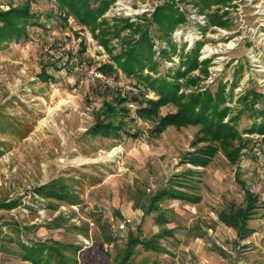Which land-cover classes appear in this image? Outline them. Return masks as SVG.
Listing matches in <instances>:
<instances>
[{"label": "rangeland", "instance_id": "rangeland-1", "mask_svg": "<svg viewBox=\"0 0 264 264\" xmlns=\"http://www.w3.org/2000/svg\"><path fill=\"white\" fill-rule=\"evenodd\" d=\"M26 1L37 16L29 36L0 46V264H30L22 260L19 243L54 242L77 249L65 253L75 264H119L131 235L165 236L157 252L137 247L132 264H264V138L247 134L262 118L241 111L237 102L256 93L255 109L264 113V0H223L206 17L199 0H116L99 20L104 28L96 31L72 18L64 21L54 0H0V11ZM164 5L184 17L171 35L179 51L171 58L162 53L169 44L159 39L162 32L153 21ZM214 14L223 26H211ZM122 19L149 29L158 77L185 71L182 50L196 51L208 63L187 76L197 86L179 80L186 85L181 92L215 91L223 82L229 93L239 79L225 119L237 118L245 141L235 164L217 145L214 156H205L213 146L201 140L200 127H171L155 137L154 125L136 118L137 104L126 103L130 112L122 113L118 95L143 91L112 61L126 47V36L140 38L129 30L113 38ZM105 65L113 70L103 73ZM142 94L157 99L149 90ZM108 107L126 115L122 120L137 138L93 135ZM176 111L168 106L161 115ZM197 157L209 159L207 165L194 166ZM239 181L259 199L248 223L251 235L244 239L219 219L244 207ZM60 182L71 189V203L47 197L48 186ZM10 203L17 207L1 208ZM127 219L131 226L119 231Z\"/></svg>", "mask_w": 264, "mask_h": 264}, {"label": "trees", "instance_id": "trees-1", "mask_svg": "<svg viewBox=\"0 0 264 264\" xmlns=\"http://www.w3.org/2000/svg\"><path fill=\"white\" fill-rule=\"evenodd\" d=\"M116 0H54L55 8L60 18L67 22L70 18L74 19L79 25L93 26V31L105 26V21L99 23L110 5ZM223 0H199L198 5L201 7L200 14L206 17L207 11L211 10L213 6L223 5ZM52 18V17H50ZM37 16L31 11L30 1H26L22 6L10 7L8 11H0V46L5 42L18 41L26 39L29 36L28 28L34 26V21ZM153 21L155 26L162 32L161 41L169 44L168 49H162V53L165 58H171L176 56L178 47L172 43V32L181 24L184 23V17L179 12L172 8L170 5H164V7L158 8ZM211 26H223L221 23V17L218 14L210 16ZM119 26H115V35L113 38L119 39L121 37L120 32L129 30L131 35H140V38L134 39L132 36H126L129 41H125L123 46H126L124 50L112 57V61L115 62L117 70H120L125 77L133 79L136 83L135 88L140 90L151 91L157 97L156 100L146 98L143 91L139 94L118 95L115 100L121 108L122 113L129 114V110L123 106L126 103L131 102L137 104L135 111L136 118L154 125L151 133L155 137L161 136L168 128H188L191 126L200 127L203 137L201 140L211 143L213 147L209 150L210 155H206L207 149L203 152L205 156L212 157L217 152V145L223 150L229 160L232 163L237 162L241 151L245 148V141L237 129V118H230L228 122L225 119L231 114L230 107L227 106L233 99V93L236 85L239 83V79H235L231 85V90L226 93L228 84L219 83L215 91L207 90L203 93H190L186 94L181 92L182 88L188 84L197 86V84L187 81V76L190 72L197 70L198 68H206L208 63H201L196 51H181L179 59L181 64L186 68L185 71H181V68L177 70H169L165 76H159V67L155 63L154 54H156V43L150 35L149 29L142 28L141 26L131 24L128 20L122 19L118 22ZM119 29V30H118ZM102 31V30H101ZM107 32L103 36V45L108 48V42L105 37L109 36ZM137 40V41H136ZM123 49V48H122ZM169 50V51H168ZM102 72L107 73L113 70L112 65H105L102 67ZM148 70L150 73L145 74ZM204 72H206L204 70ZM46 75V74H45ZM236 77V76H235ZM234 77V78H235ZM173 78L174 81L168 80ZM186 78V85L179 84L180 79ZM252 93V92H249ZM252 96V99L250 96ZM246 95L238 99L243 110L253 113L252 117L256 114L262 118V121L258 123L255 121L247 134H257L264 138V113L255 109V104L259 102L260 96L256 93ZM231 100V101H230ZM168 106L176 108V112L161 115V110ZM108 111H104L100 114L101 122L98 127L94 128L93 135L95 137H101L104 139L115 138L120 136L121 133L131 138H137V135L132 134L130 129L127 128V123H124L122 118L126 115H119L116 109L108 107ZM261 112V113H260ZM260 114V115H259ZM255 118V116H254ZM264 140V139H263ZM210 145V144H209ZM209 160V159H208ZM208 160L205 158L197 157L192 160L194 166H206ZM241 187L244 190V207L240 208L237 212L221 213L219 215L220 221L227 227L237 231L240 239H244L251 235L248 228V222L255 214L258 208L259 199L245 182L239 181ZM47 197L59 201H66L71 203L74 196L71 193V189L67 187L63 182L50 184L47 190ZM45 196V195H44ZM176 196V195H170ZM180 198H187L181 195ZM17 207V204L10 203L2 205L1 208L6 210H12ZM157 210L159 207L156 208ZM150 212V211H149ZM166 235V233H165ZM165 236L157 235L153 239L143 240L132 235L128 238V244L126 252L121 258L119 264H132V258L134 256L137 247L141 246L147 251L157 252L160 250L159 240ZM19 246L24 253L22 260L29 262L30 264H75L76 261L70 259L65 255L66 251L71 250L76 254L77 249L74 247H67L61 245L58 242H54L52 245H46L42 243H36L33 246L26 245L25 243H19Z\"/></svg>", "mask_w": 264, "mask_h": 264}, {"label": "built area", "instance_id": "built-area-1", "mask_svg": "<svg viewBox=\"0 0 264 264\" xmlns=\"http://www.w3.org/2000/svg\"><path fill=\"white\" fill-rule=\"evenodd\" d=\"M131 224H132V220L127 219V220L123 221L121 224L118 225V230L124 232V231H126L128 229L129 226H131ZM84 242H85L86 245L89 244L88 241H84Z\"/></svg>", "mask_w": 264, "mask_h": 264}, {"label": "crops", "instance_id": "crops-1", "mask_svg": "<svg viewBox=\"0 0 264 264\" xmlns=\"http://www.w3.org/2000/svg\"><path fill=\"white\" fill-rule=\"evenodd\" d=\"M252 192V191H251ZM253 193V192H252ZM252 219V218H251ZM251 221V220H250ZM249 223V222H248ZM250 230V229H249ZM251 231V230H250ZM250 237V236H249ZM246 238H248V237H246Z\"/></svg>", "mask_w": 264, "mask_h": 264}]
</instances>
